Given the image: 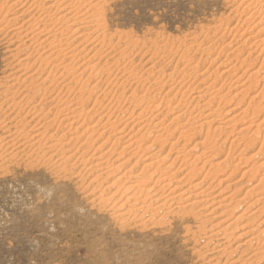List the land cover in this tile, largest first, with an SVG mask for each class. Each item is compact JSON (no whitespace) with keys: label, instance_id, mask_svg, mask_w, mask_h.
<instances>
[{"label":"rangeland","instance_id":"obj_1","mask_svg":"<svg viewBox=\"0 0 264 264\" xmlns=\"http://www.w3.org/2000/svg\"><path fill=\"white\" fill-rule=\"evenodd\" d=\"M233 1L234 0H92V1L86 0L85 4H87L88 2V3H92V5H96L95 8L96 10L95 9L91 10L92 13L90 11V15L95 14L94 15L95 18L93 23H91L89 27L84 29L81 26L82 31L79 34H77V36H81L80 37L81 42H79V44L73 42L74 45L73 47L75 48V54H74L75 58H73V61L71 63L74 64L72 68L74 71L70 72L71 71L70 70L69 74L65 75L64 73V76L60 75V73L58 74L52 73L50 69L51 67H47L43 73L41 69H43L44 66L38 68L37 66L38 64L36 63L38 62L39 59L38 56L39 57L41 56L43 59H47V60L50 59L48 57L49 53L41 55L43 51L49 48L48 44L46 43L42 44V46L45 47L44 50L38 49L37 52H34L38 48L37 45L41 44L42 41L41 37L38 38L39 40L35 39L36 42H34L32 46L29 43L28 44L25 43L24 46L23 44L21 45L22 43L21 41L23 40L16 38L12 34L0 35V84H1L0 87L4 86L3 83L7 81V78H9V76L16 78V77H20L21 71L24 70L25 72H27L26 77H24L25 75L21 74L22 77L19 80V84H15L16 86L14 88V91L15 90H17V92L19 91L18 92L19 96H17L19 99L17 98V100L22 101V103L23 102L25 103V104L23 103L21 107V110H23V112H20L17 115H15L16 113L15 111L12 112L11 110H7L5 112L6 114H4L6 115L5 117L3 113L0 114L1 116L0 120H3L2 124L0 125V145L3 143L2 145L4 147L2 148V145L0 146L1 147L0 148V264H216L218 262L217 259L220 260L219 264H223L224 262L226 264H231L238 257L242 258L243 260H240L237 264H249L250 262H252V264H264V245L261 246V243L264 241V233L259 234L258 231L264 229V222L258 227L259 223L262 220H264V213H262V215L258 213L252 214L251 217L253 216L254 219L246 215L243 218V220L241 221L239 220L237 221V223L234 220L235 215L239 216V214H241V210H243L244 207H246L250 203L255 204L251 206L252 208H249L250 210L249 212L254 213L255 210L261 207L262 203L264 202V201L258 202L259 204L255 203L257 197H262V196L264 197L263 181L258 185V188L256 190H253L254 192L251 191L253 186L259 183L258 181L261 177L264 179V167L260 169L256 168L258 172L256 173L254 172L253 176L250 175L251 173H248L247 176L245 177L241 176V174L244 173L246 170H249L253 164V161L247 162L246 159L250 155H253L257 151H259L258 149L260 148L259 145L262 144V141L264 140L262 139L264 137V63H263L264 54H260L255 59H253L254 58L253 57L252 59L248 60L247 63H249L250 66L246 65L248 67V68L246 67L248 71L246 70L247 72V73L245 72L246 78L243 80H246L248 78V72L251 73L257 71L259 70V68H262L263 66V68L259 72V77L257 78V82L255 81L254 82L255 84L253 83L252 85L249 83L243 95H238L237 97L229 101L233 97L232 95L238 92L237 90H233L231 88L228 101L222 102V105L224 104V106H220V110H222L224 113H226L227 111L229 112V110L230 111L233 110V112H229L228 116H224L223 114L221 118L218 117V119H216L217 117H215V115L210 116L209 118H203L202 116L199 118V120H195L190 123L187 122L186 120L188 116L187 114L188 112L190 113L192 111V109L189 108H193V109L194 107L197 108L200 104L204 105L207 101V98L203 96L204 95L203 93L199 94V96L204 99V100L202 99V101L201 99L200 100L198 99L197 97L198 94H194L192 96L197 95L196 96L197 99L193 102V104L189 105L188 103L187 104L185 103L184 104L185 106L182 105V111L185 112V115L183 118L181 117L180 120L174 119L175 114L173 113H172L173 117H171L172 116L171 112L166 113V111H164L162 112V114L159 115L160 118L157 119V122L161 121L160 123H162V126L164 125L163 128L166 129V130L161 129L160 132L158 131L159 133L157 134L159 136L158 135L157 136L161 138V139L158 138L159 141L156 139L153 140L156 133L155 129L154 130L149 129L147 131V134H144V137L142 139L143 141L142 143L144 144V139L149 138L147 139L148 143L145 142L149 146L151 145L153 140L154 142L152 145L154 146V148L156 147V150L159 148L158 149L159 151L157 150L158 152H160L161 154L163 153L162 155L166 154L170 156L169 158L170 162L168 161L167 163L172 164V166L174 167L172 168L173 169L172 173H176V175H178L181 172H184L182 168L185 167H183L182 165L188 166L190 164H193L192 161H194L195 157H197L201 152H203L205 148L208 149L209 147L212 146L213 148L205 150L207 152V155L209 157L211 156L210 157L211 159L208 158L207 160L208 161L212 160L211 161L212 163L209 164L210 162H208L205 165V167H202V161L197 162L196 166L200 172H198L197 177L193 181L190 180V182H192V184H195L196 181L198 183L203 182V188L204 187L206 188V186L209 184H212L214 186L217 184L219 180L223 179V174L227 175V173H229L231 170L234 169L232 172L233 174L232 173L230 174L232 178H230L229 182L227 183H231V182L234 183L236 181H239V179L241 178L239 184L237 185L238 190L236 189L238 192L233 189L224 190L223 186H220V187H215L217 189H215L214 195L217 194L216 196H218V198L224 197V195L225 196L229 195L232 197L234 201H238L239 199L240 200L244 199V203L240 205V207H237L235 209L236 212L232 213L231 211H229V213L227 212L225 216L224 214L223 216L218 215L221 213L220 212L221 209L217 210L211 215H208L206 211L196 213V210H191L192 211L191 212L189 211V208L187 209V212L184 213L182 211L177 212L175 204L172 205L170 210L171 212L170 211L168 212L167 209L164 211L159 210L155 214V216L154 214L150 216V214L148 212L146 213L145 211L144 212L141 211L137 215H134L132 213L131 214L127 213L130 207H128V205L125 204L126 194L123 193L124 192L123 190L127 186L129 187V185L131 187V184L132 185L136 184V182H138L139 179H141V182L139 183H146V180L149 181L147 182V185H150V182L152 183V181L154 180V178L151 180L145 177H148L149 172L151 171L154 172L153 169L155 166L145 171L144 172L145 174L143 173V176L139 175V172L141 171L140 168L144 164L143 158H141L140 161H138V165L136 167H133L131 173L127 174L126 177L123 176V174L133 165V163L135 162L134 160L136 159L138 160L139 155L138 157L133 156V159H131L132 162L130 161L131 164L121 167L120 169L116 170L117 172L116 171L114 172L113 170H110L111 168H109L108 169L109 171L107 173H103L101 177L93 181L94 183L92 182L90 184L89 181L91 180V178L93 179L95 177V174H88L89 177H87L83 182V179H81L78 175L76 176L77 171L83 170L81 167H79L76 170V172L74 171L73 173L68 172L67 170L62 172V170H60V168H58L57 166L58 165L57 159L53 151L50 153L51 155L49 153L44 155L42 154L43 151L41 152V150H38L36 146H32L29 143L26 144L25 142L23 143V141H21L22 139L15 138V136H13L12 138L10 137V135L12 134L11 130L13 129L12 124L10 125L11 117L12 119L13 118L15 119L14 122H17V120L19 121L20 119L19 117H21V120H23L24 123H27L30 120V118L33 117V115H35V113L34 114L32 112L29 113L28 108L31 107L34 103L35 104L38 103L40 99V97L32 98L33 96L30 97V95L29 96L26 95L27 92H25L26 89L24 88L28 85L29 82L26 83L22 82V80H24L25 78L32 80L37 85L38 84L43 85L44 83L43 81L46 80L45 78L48 77V74H50L51 72L55 76L54 77L55 81L57 83L58 82L60 83V84L59 83L56 84L55 82L54 85L52 86V90H54L52 97L53 98H56L58 96L61 97L62 91L60 90V88L62 87V85H65L63 83L68 81L66 78L68 77L69 79L70 76L72 75L71 73H75L76 76H82L81 73H83L84 68H86V63L90 60L92 61L95 60L94 62L97 65V71L98 69L101 68L100 71H98L97 78L95 79L97 80V83L96 81L94 82L89 81L88 79L89 77L91 78V76L88 74H84L82 76L83 79H81L79 82L81 85L83 80L84 85L82 84V86H80L78 84V86L76 87V88L78 87L84 88L85 86L86 88V86L90 85V87L89 86L88 87L91 88L92 84L98 85L95 93H92L91 95L92 98L90 99L91 101L89 102V104H87L86 108L91 109L92 107L91 105L93 104V101L94 100L98 101L97 99H99V102L103 106L106 105L107 102L110 101L112 94L114 95V96L112 95L113 99L114 98L121 99V101L120 99L118 100V103L120 101V104L121 103L122 104L120 105L117 103L118 104L117 107L123 106L122 108H126L127 107L126 105H128V103H130L131 101L130 98L133 97L132 93L134 92V88H133L134 86L133 83L131 84V82L134 78L138 77L136 73L139 74V77L140 75H145V74L148 75L151 73L149 71L151 68L150 66L153 65L155 68L154 73H156L159 70L160 71L165 70V73L166 71L169 73L170 70L171 72H173L175 69L179 71L181 70L180 67L183 62V58L184 60L193 59V55H194L193 60H195L196 58L194 63L195 62L198 63L199 57L202 56V59L204 60L206 56L200 54L201 53L200 51L199 52L193 51L194 53L193 52L184 53L185 51H187V47L189 48L191 46L193 47L197 46L196 48H198L199 45L200 48L202 47L201 49H204V46L208 47V44L206 43L210 37L214 39L220 36L219 33H217L218 35L215 34L214 37V34L212 35L213 32L211 31H213L215 27H218L224 22L228 21L231 27L233 26L235 27L236 24L242 25L243 23L242 20H244L245 15L242 14L243 19L241 16L239 21L238 18H233L234 17L233 10H236L238 8L241 9L245 8V5H243L242 7V4L241 3L239 4L241 0H235L234 2ZM82 5H84V3ZM88 7L89 6L87 4V7L85 5L82 7V9L80 8L81 9L80 14H83ZM241 9L240 11L238 9L239 13L242 11ZM8 13H11L10 10ZM17 15L20 16L19 13H17ZM27 19L28 18L25 17L24 19H21L20 22L21 23L22 21L25 22L27 21ZM95 20H97L98 23H95ZM237 21L238 23H236ZM257 21L250 22L251 29L252 26L257 23ZM96 25L99 26L97 27ZM94 27L97 28L95 29ZM257 30L258 28H255L253 30L254 33ZM262 37H264V34H262ZM27 39L28 38L26 37L24 40ZM72 39H70V41H72ZM227 39L228 38L224 39V41L226 40L225 41L226 43L229 42V40ZM225 42H221V44L225 46L226 45ZM26 45H30V46H26ZM76 45H78L79 47ZM33 46L34 48H32ZM247 47H244V49L246 50ZM176 51L179 52L177 53ZM179 53H182L181 56ZM214 54L215 55L211 56V59H214L218 53H214ZM94 55L96 57H94ZM186 56L188 57L186 58ZM220 57L222 61L225 59L224 58L225 55H221ZM116 58H118V60H115ZM165 58L168 59L166 60ZM170 58L172 59L170 60ZM53 64L51 66H53ZM57 64L59 63L57 62ZM117 64H119L120 67H118ZM175 64L178 66V68L175 66ZM216 65L217 64L211 66L212 67L211 69L213 70V68H215ZM157 66L158 67L160 66L161 68L159 69ZM173 66H175L176 68ZM25 67L27 68L25 69ZM172 67L174 68V70ZM117 69L120 71H118ZM242 69L243 68L240 69V71L238 72L239 74L237 73V75H240L242 73L243 71ZM104 70H106L108 73ZM146 70H148L150 73L147 72ZM48 71L50 72L48 73ZM129 71H131L130 74ZM105 72L107 74L109 73L111 74H109L108 76ZM31 73L32 75H30ZM133 73L135 74L133 75ZM121 74L122 76H120ZM128 74L129 77L126 78ZM151 75L153 74H150L148 76L150 77ZM29 77L30 78L33 77V78L30 79ZM62 78L66 80L64 81L62 80ZM85 80H88L89 83L88 81L86 82ZM108 80L109 81L112 80V82L111 81L109 82ZM113 80L117 84V87L119 88L120 91L118 90V88H116V86H114L116 84H113ZM121 81L123 84H126L127 86L122 85ZM126 81L129 82L126 83ZM20 82L23 84H21ZM146 85L145 87L148 88L147 87L148 85L147 86ZM47 86L48 84L46 82L44 84V88ZM54 86H56L55 89H53ZM119 86L126 88L127 91H125L126 89L124 90ZM216 87L218 88L219 84L215 86L214 89H216ZM204 88L205 85H203V87L201 86L200 90ZM121 91H123L124 93H121ZM259 92H260L259 94L260 96L257 95ZM128 93L131 95L129 96ZM165 93L166 91L162 92L159 95L160 97L158 96L159 100L158 97L157 99L154 100L155 105L160 103L161 98L162 100L164 98V101L166 100V102L168 98L172 99L171 96L168 97L165 95ZM163 94L164 96L162 97ZM123 95L127 98H125ZM255 95L257 96V98H255V101H252L251 98ZM136 96L140 97V95H136ZM3 98L4 96L1 94L0 91V101H3L5 99ZM197 100L199 101V103ZM188 102H190V100H188ZM195 102H197L199 105ZM172 103L174 107L178 105L177 100L171 102L170 104ZM175 103L177 105H175ZM194 103L197 105H195ZM193 105L194 107H191ZM216 106L217 104L215 103L214 106L215 109ZM49 108H51V106L46 107L44 113ZM187 108H188V112H186ZM196 108L194 109L195 112L193 111L194 113L199 112L197 111V109L200 111L201 109L205 110L202 105L199 106V108L197 109ZM243 110L244 112H246V114L243 112ZM25 113L30 114L29 115L30 117L28 115H25ZM36 114H37V110H36ZM97 115L99 116V114ZM97 115H96V119L98 118ZM24 116H26L27 119ZM40 116L41 115L39 114V117ZM230 116L236 117L233 128H227L224 125L225 119L230 118ZM165 117L167 120L164 119ZM251 117H254V119ZM172 118L173 120H171ZM109 119L111 122L114 121L112 115L111 116L109 115ZM184 119L186 121L185 124H184ZM210 120L211 121L214 120L213 123ZM251 120L253 121V123L255 121L256 125L262 122L260 134L258 135H251V133L249 134V137L255 139V140L253 139V141H255L256 147L253 146L252 148L254 149L252 151L246 152L247 154L246 153L242 154L241 152L244 151V149L247 150L250 148L251 145L248 144L250 142L243 144V142L241 141L240 143L235 142V144L234 143L232 144L231 143L233 140L232 138L234 137V135H236L237 131L241 129V126H245L246 124L245 122H247V124L252 123ZM4 121L5 122L9 121L8 123L7 122L5 123V126L10 125L8 126L11 127L10 131L4 128ZM179 121H181V123H179ZM104 122L105 119H103V123ZM171 122L174 124H172ZM200 122L203 125V127H200L201 125L199 126ZM175 123H177V125ZM34 124H36V122L31 121L29 126L25 130V132H28L30 134V136L32 135V132L29 129ZM184 125L187 128L189 127L187 131L193 129L190 130L191 131L190 134H188L189 131L186 133L187 136L186 134L183 135L185 141L186 139L189 140V143L185 145H183L185 142L183 141L184 139H182V136H180L181 137L180 139L178 138L180 135L178 129L183 127ZM208 125H211L210 128L212 130L216 128L218 129L221 128L220 129L221 131H218L215 137L212 136V134H210L209 132L210 136L212 137H210L211 139L208 138V141H205L204 139L207 133L205 131H207ZM167 127H171L169 128V131ZM125 130H126L125 132H127L128 128H125ZM231 130L234 131L232 132ZM254 130L255 128H253L252 131ZM149 131L152 134L149 133ZM54 133H55L54 130H52L50 134H54ZM148 133L149 136L147 137L146 135H148ZM141 134H143V132ZM150 135H152L153 138ZM226 136L229 138L228 140H226L227 139ZM82 137L80 138L81 141L79 140L77 142L76 145L77 147H79L81 143L85 140L84 137L83 139ZM247 137L248 136H246V138ZM164 138L166 139V141L169 140L170 142H176V138L178 139L179 141L178 144L171 147L173 148V151L168 152L170 151L169 149H171L170 148L171 145L169 146V144L171 143L163 142L165 140ZM12 139H14V142L12 141ZM111 140L113 141V139ZM5 142H9V143L6 144ZM159 144H161L162 146H160ZM200 144L203 145L204 148H202L203 146L201 147ZM7 145H9V147ZM94 145H98V143L93 144V146ZM121 145L122 144H119L116 147L114 151V155H112V157L109 158L110 159L109 165H111L112 163L111 165L112 167L119 165V163H121L120 161H123L125 155H123V157L121 156L122 158L121 157L119 159L117 158V152L120 151ZM110 146H111V142L107 143L103 147L104 151ZM219 146L220 147L224 146L223 150H225V152H223L222 155L219 154V157H217L219 153V149H218ZM5 147L8 148L6 149ZM176 150L179 153H177ZM183 152L184 154L181 155H184L182 157L185 160L180 159L183 162H181L180 160L179 161L175 160V156L176 157L180 156L179 154ZM52 153H54V156H52L53 155ZM90 153L92 152L90 151L87 152L85 156L89 155ZM43 155L45 157H43ZM49 155L52 157H50ZM261 155L262 156L260 157V159H263L264 151H262ZM224 157L225 158L228 157V159H230V166L221 169L224 172H218L216 174L215 172H213L214 170L210 168L211 165L216 162V160L213 159L216 158L223 159ZM77 165L80 166V164L78 163ZM164 165L161 166V170L165 167ZM235 165L238 167L237 170H235L236 169ZM177 167H179L182 171H179V168ZM82 172H84V170ZM206 172H209L207 175L210 177V181L208 179L209 178L208 176H206L205 179L204 174L206 175ZM211 172L213 173L211 174ZM133 175H135V177ZM181 175L182 174H180L179 176ZM116 178H120V183L118 184L114 183L115 186L111 188H107L106 186H109L112 182L116 181ZM203 179L205 180L208 179L207 180L208 183ZM120 184L121 186L119 188V191H117L119 187L117 185ZM95 186L98 188H94ZM246 191L247 192L251 191L252 195L246 194L247 193ZM114 192L115 194L113 196ZM101 193L103 196H101ZM165 193L167 194L169 193V191H166ZM121 194L123 195L121 196ZM102 198H104L105 200L106 198L109 199L107 201H104V199L102 200ZM121 203L123 204L122 205L123 208H121ZM117 206H119L121 211H119V209H116ZM122 212H126V213H123L122 216L120 215ZM216 217H220V218H216ZM221 217L223 218L226 217L227 218L226 222L233 223V225L235 224L241 225L242 223H247L249 220L248 218H250L248 224L251 225V227H253L252 225L255 224L254 227L257 229L255 230V233L259 234L258 239L261 240L256 241L250 248L239 247L237 248V250H236L237 245H239L243 241V239L233 240L229 243L230 244L229 251L233 250L232 252H234L235 250L232 256H229L227 258L224 257L222 259V255H217V256L214 255L215 253L214 251L216 248L215 246L216 241L210 240L211 241L210 242L208 240L209 238H207V235L210 233L211 225L216 223L218 219H221ZM240 229L241 228H237L236 230H234L233 231L234 235L240 233L241 231ZM257 242H260V244H258ZM257 247L258 248L260 247L259 249L262 248V250H259L260 251L259 257L262 258L257 260L256 257H253L250 261L249 260L244 261L245 259H247V257L251 256L253 252L255 254V249ZM211 252L213 253L212 255Z\"/></svg>","mask_w":264,"mask_h":264},{"label":"bare ground","instance_id":"obj_2","mask_svg":"<svg viewBox=\"0 0 264 264\" xmlns=\"http://www.w3.org/2000/svg\"><path fill=\"white\" fill-rule=\"evenodd\" d=\"M83 3H84V5H82ZM85 3H86V0H0V35L1 34H4V35L5 34H12L16 38L23 40V41H21L22 42L21 45L22 44L24 45L25 43H27V44L29 43L31 46L34 42H36V40H39L38 38L41 37L42 38L41 44L37 45L38 48L34 52H37L38 49L44 50L45 47H43L42 44L46 43V44H48L49 48H47L48 50L46 49L45 51H43L41 55L49 53V56L48 55L47 56L50 59L47 60V59H43L41 56L40 57L38 56L39 59H38V62H36L38 64L37 65L38 68H40L41 66H44V68L41 69L42 73H43L47 67H51L50 69H51L52 73H56V74L60 73V75L64 76V73L66 75V74H69L70 70H71L70 72L74 71L72 69L74 64L71 63L73 61V58H75V55H74L75 54V48L73 47L74 46L73 42H76V44H79V42H81V40H80L81 36H77V34H79L82 31V27L84 29L89 27V25H91V23H93L94 18H95V16H94L95 14L90 15V11L96 8V5H92V3L87 2L89 7L87 8V10L84 11L83 14H80V10L82 9V7L85 5L87 7V4H85ZM240 3L242 4V7H243V5H245V8H242V9L238 8L239 11H240V9L242 10L240 13L238 12V9L233 10V13H234L233 18H238V20L240 21L241 16L243 19L242 14H244L245 18H244V20H242L243 23H242V25L240 24L241 26L239 24H236L237 27H236V25H235V27L234 26L231 27L230 23L228 21L224 22V23L221 22L222 23L221 25H219L218 27H215L214 30L211 31V32H213L212 35L214 34V37H215V34L218 35L217 33H219L220 36L218 38H214L215 40L212 37H210L208 40L206 39L207 40L206 44H208V47L206 46L207 48L204 46V49H201L202 47L200 48V45L198 46V48H196L197 46L196 47L191 46L189 48L187 47V51L184 52V53H187V52L192 53L193 51H195V52L200 51L201 52L200 54L206 56V58H204V60L202 59V56L200 55L201 57H199L198 63L197 62L194 63L196 58H195V60H193L194 59V55H193V59L184 60V58H183V62L181 64L182 68L180 67L181 70H179V71L176 69L174 70L173 67L176 66L178 68V66L175 64V66L172 67L174 70L173 72H171V70H170L169 73L167 71L165 73V70H161V71L159 70L156 73H154L155 68L153 65V66H150L151 67L150 70L148 68V70L151 73L148 70H146L150 74H153L150 77L148 76L150 74L140 75V77H139V74L136 73V75H138V77L134 78L131 82V84L133 83V86H134L133 87L134 92L132 93L133 97L130 98L131 101L129 100L130 101V103H128L129 106L126 105L127 106L126 108H122L123 106L117 107L118 104H120L121 99L119 98L120 101L118 103L119 99L118 98L113 99L112 98L114 96L113 94H112L113 96L111 95L110 101L107 102L106 105L103 106L99 102V99H97L98 101L94 100L93 104L91 103L92 104L91 109L86 108L87 104H89V102L91 101L90 99L92 98V96H91L92 93H95V91L98 87V85L94 83L95 85L92 84L91 88H89L90 85H88V83H89V81H91V82L96 81V83H97V80H95V79L97 78L98 71H100V69H101L100 68L97 71V65L94 62L95 61L94 60L95 58H94L93 59L94 61L90 60L86 63V68H84L82 66L84 68V70L82 69L83 73H81V75L83 76L84 74H88L91 76V78L89 77V79H88L89 81L85 80L86 82L88 81L87 85L89 87L86 86V88H85V86H84L85 89L82 87L76 88L78 86V84L80 85L79 82L81 79H83V77L82 76H76L75 73H71L72 75L70 76V78L69 79H68V77L66 78L69 82L66 81L65 83H63L65 85H62V87L60 88V90L62 91L61 97L60 96L56 97V95H55L56 98L52 97V94L54 91V90H52V86L54 85V83L56 81L54 79L55 76L50 71H48V73L50 72V74H48V77L45 78L46 80L43 81L44 82L43 85H39V84L37 85L36 83H34L32 80H29L28 78H25L24 80H22V82H24V83L29 82L28 85L24 88V89H26L25 92H27L26 95H28V96L30 95V97L33 96L32 98L40 97L38 103H36V104L34 103L31 107L28 108L29 113L30 112H32L33 114L35 113V115H33V117L30 118L31 121L36 122V124H34L29 129L32 132V135L30 136V134L28 132H25V130L27 129V127L29 126L31 121L29 120L27 123H24V121L21 120V117H19L20 118L19 121L17 120L18 123L14 122L15 119L14 118L12 119V117H11L10 125L12 124V127H13L12 130H11V127H8L10 125L5 126V123L7 121L6 122L4 121V128L7 129L8 131H10V130L12 131V134L10 135L11 138L13 136H15V138L22 139L21 141H23V143L25 142L26 144L29 143L32 146H36L38 150H41V152L43 151L42 154H44V155L47 153L50 154L53 151L55 153V156L57 159V163H58L57 166H58V168H60V170H62V172L67 170L68 172L73 173L74 171L76 172V170L79 167H81L84 170V172H82L83 170L82 171L79 170L76 172V176L78 175L81 179H83V182L85 181V179L87 177H89L88 174H95V177L93 176L95 179L91 178V180L89 181L90 184L94 180H96L97 178L101 177L103 175V173H107L109 171L108 170L109 168H111L110 170H113L115 172L116 170L120 169L121 167H123L125 165H128V164L130 165L132 162L131 159H133V156L138 157V155H139V158H138V160L136 159L137 161L134 160L135 162L133 161L134 163L131 166L132 168L130 167L123 174V176H125V177L127 174L131 173V171L133 170V167H136L138 165V161H140L141 158H143L144 164L140 168L141 171L139 172V175L143 176V173L145 171H147L151 167L153 168L155 166L153 169L154 172H152V171H151L152 173L149 172L148 177H145V178H148L151 180L154 178L152 183L150 182V185H147V182H149L147 180H146V183H139V182H141V179H139V181L136 182L138 180L137 179L136 181H134V182H136V184H133V185L131 184V187L129 185V187L127 186L123 190L124 191L123 193L126 194L125 204H127L128 207H130V209H129V211H127V213H130V214L132 213L134 215H137V214H139V212L145 211L146 213L148 212L150 214V216L153 214L155 216V214L159 210L164 211L167 209L169 212L171 210V207L173 204L176 205L177 212L182 211L183 213L187 212L188 208H189V211L196 210V213L206 211V213H208V215H211L212 213H214L220 209H221L220 210L221 213L218 214L220 216H223V214L225 216L227 214V212L229 213V211H231L232 213L236 212L235 209L237 207H240V205H242L244 203V199L243 200L239 199L238 201H234L232 199V197L229 195L228 196L224 195V197H219V198H218V196H216L217 194L214 195L215 189H217L215 187L223 186L224 190H230V189H233L235 191L238 190L237 185L239 184V181L241 178L239 179V181H236L234 183H232V182L227 183V182H229V179L232 178V176L230 174L233 172L234 169L231 170L229 173H227V175L223 174V179L219 180L217 182V184L214 186L212 184H209L206 186V188L205 187L203 188V182L198 183L196 181L195 184H192V182H190V180L193 181L197 177V175H198L197 173L200 172L196 166L197 162L202 161V167H205V165L208 162H210L209 164L212 163L211 162L212 160H209V161L207 160L211 156L209 157L207 155V152L205 151V150L213 148L212 146L209 147L208 149L205 148V150H203V152H201L197 157H195L194 161H192L193 164L189 163L190 165H188V166L182 165L183 167H185V168H182L184 170V172L179 173L177 171L179 174L176 175V173H172V170H173L172 168H174L172 166V164L167 163L169 161L170 156L166 155L165 153H164L165 155H162L163 153L161 154L160 152H158L159 148L157 149L158 150L157 151L156 147L154 148V146L152 144L154 142L153 140L156 139L159 141V139H161L160 137H158L159 135L157 133H159L161 129L166 130L165 128H163L164 125L162 126V123H160L161 121L157 122V119L160 118L159 115L162 114V112H164V111H166V113L171 112V114L172 113L175 114L174 119L180 120V118L181 117L183 118L185 115V112L182 111V105H184L185 103L186 104L188 103L189 105L193 104V102L197 99V97L199 100L201 99V101H202L203 98L200 97L199 94L203 93L204 95L203 94L202 95L207 98L206 103L204 105L203 104L199 105L198 100H197L198 103L197 102H195V103H197L199 106L202 105L205 110L201 109V111H200L197 109V108H199V106L196 108V107H194V105L191 107H194V109L196 108L197 111H199L198 113L197 112L194 113L195 111L193 108H189V109H192V111L190 113L188 112V108H187V110L185 109L186 112H188V114H187L188 116L186 119L187 122L190 123L192 121L199 120V118L202 116H203V118H209L210 116L215 115V117H217L216 119H218V117L221 118V116L223 114H224V116H228L229 112H233V110L232 111L229 110V112L227 111L226 113H224L222 110H220V106H224V104L222 105V102L228 101V97L230 96L229 93H230L231 88L233 90H237L238 92H236L234 95H232L233 97L229 101H231L232 99H234L238 95H243V93L245 92V89L248 87L249 83L252 85L255 81L257 82V78L259 77V72L263 68V66H262V68H259V70L256 69L257 71H254L251 73L248 72V78L246 80H243V79L246 78V75H245L246 70L248 71V69H246V67H247L246 65H249V63H247L248 60L252 59L253 57H254L253 59H255L260 54H264V37H262V34H264V2H263V0H241V2H239V4ZM9 10L11 13H8ZM97 10H98V8H97ZM3 12H4V14H3ZM17 13H19L20 16H18ZM91 13H92V11H91ZM25 17L28 18L27 21L24 20L25 22L22 21V23H21L20 20L24 19ZM233 18H232V20H233ZM254 21H257V23L256 24L253 23L254 25L252 26V29H251L250 22H254ZM95 23H98L97 20H95ZM236 23H238V21ZM238 25H239V27H238ZM94 26H95V24H94ZM255 28H258V30L254 33L253 30ZM80 35H83V34H80ZM88 36H89V34H88ZM26 37L28 39L24 40ZM226 38H228L227 40H229L228 43L225 42L226 40L224 41V39H226ZM70 39H72V41H70ZM221 42H225L226 45L223 46L221 44ZM80 44H82V43H80ZM30 45H26V46H30ZM76 46H78V45H76ZM117 46H119V45H117ZM220 46H221V48H220ZM244 47H247V49L245 50ZM32 48H34V46ZM182 53H179L180 56ZM214 53H218V54L214 59H211V56L215 55ZM95 54H97V53H95ZM98 55H100V54H98ZM221 55H225V57H224L225 59L223 61L220 57ZM30 56H31V54H30ZM125 56H127V55H125ZM172 56H173V54H172ZM94 57H96V56L94 55ZM187 57L188 56H186V58ZM98 59H99V57H98ZM100 59H101V57H100ZM165 59L167 60L168 58H165ZM171 59L172 58H170V60ZM180 59H181V57H180ZM115 60H118V58H116ZM166 60H164V61H166ZM57 62L59 64H57ZM53 63H55V64H53ZM73 63H75V62H73ZM250 63H251V61H250ZM52 64H53V66H51ZM214 64H217V65L212 70L211 66H213ZM117 65H118V67H120L119 64H117ZM178 65H179V63H178ZM155 66H156V64H155ZM128 67H130V66H128ZM26 68L27 67H25V69ZM158 68L160 69L161 67L159 66ZM241 68H243L242 73L240 75H237V73L240 71ZM104 71H106V70H104ZM118 71H120V70H118ZM130 72L131 71H129V74H130ZM26 73L27 72H25L23 70L20 73V77L15 78V77L9 76V78H7V81L5 83H3L4 86L0 87L1 94L5 98V99L3 98L4 99L3 101H0V114H2V113H3V115L6 114L5 112L7 110H11L12 112L15 111L16 112L15 115H17L20 112H23V110H21V107H22V104L24 102L22 103V101L17 100V98H18L17 96H19V93H18L19 91L18 92H17V90L14 91V88L16 86L15 84H19V80L22 77V75H25L24 77H26V75H27ZM121 73H123V72H121ZM100 74H102V73H100ZM109 74H111V73H109ZM109 74H107V75L109 76ZM129 74H128V76H126V78L129 77ZM134 74L135 73H133V75ZM30 75H32V73ZM120 76H122V74ZM32 78L33 77H31L30 79H32ZM64 78H62V80H64ZM101 78H100V80H101ZM122 79H124V78H122ZM98 80H99V78H98ZM129 80H130V78H129ZM110 81L112 82V80H110ZM46 82H47L48 86L44 88V84ZM83 82L84 81L82 80V84H83ZM128 82L129 81H126V83H128ZM58 83L56 82V84H58ZM121 83H122V81H121ZM21 84H23V83H21ZM82 84L80 86H82ZM113 84H116L114 82V80H113ZM218 84H219V87L218 88L216 87V89H214L215 86H217ZM122 85H126V84L122 83ZM145 85L148 88H146ZM203 85H205V88L200 90L201 86L203 87ZM114 86H116V88H118L117 84ZM119 87H121V86H119ZM55 88H56V86L53 87V89H55ZM121 88H123V87H121ZM123 89L125 90L126 88H123ZM118 90H119V88H118ZM202 90L203 91L205 90V91L203 92ZM125 91H127V89ZM164 91H166L165 95L168 97L171 96L172 99L168 98V99H170V100H168L167 98H165V99H167V102H166V100L164 101V98H163V100L161 98L160 103L158 102L159 104L155 105L154 100L157 99V97ZM103 93H105V92H103ZM121 93H124V92L121 91ZM107 94H109V93H107ZM128 94H127V96H128ZM135 94L140 95V97L136 96ZM194 94H198V96L197 95H196L197 97L192 96ZM259 94H260V92L257 95H259ZM57 95H59V94H57ZM117 95H120V94H117ZM117 95H116V97H117ZM130 95L131 94H129V96ZM163 96H164V94L162 95V97ZM96 97H98V96H96ZM159 97H158V100H159ZM125 98H127V97H125ZM255 98H257L256 95L253 96L251 98V100L255 101ZM176 100L178 102V105L175 103V105H177V106L174 107L173 103L172 104H170V103L173 101H176ZM188 100H190V102H188ZM215 103L217 104L216 109L214 107ZM250 103H253V102H250ZM197 104H195V105H197ZM49 106H51V108H49L44 113V111L46 110L45 108L49 107ZM36 110H37V114H36ZM28 111H27V113H28ZM136 111H138V112H136ZM243 112H244V110H243ZM38 113L41 115L40 117H39ZM244 113L246 114V112H244ZM92 114H93V116H92ZM97 114H99V116ZM173 114L171 117H173ZM252 114H254V113H252ZM10 115H8V116H10ZM25 115L29 116L30 114L25 113ZM96 115L98 117L97 119H96ZM109 115L110 116L112 115V117L114 118V121H112V122L110 121ZM5 116L6 115H4V117ZM20 116H22V115H20ZM163 116H165V115H163ZM24 117L26 118V116H24ZM254 117H251V118L254 119ZM103 119H105L104 123H103ZM164 119H166V117ZM211 119H212V117H211ZM171 120H173V118ZM235 120H236L235 116L234 117L230 116V118L225 119L224 125L227 128H233ZM249 120H250V118H249ZM0 121H1V123H0V125H1L3 120H0ZM213 121H211V122L213 123ZM247 122H248V120H247ZM247 122H245L246 127L241 126V129H239L237 131L236 135H234V137L232 138L233 140L231 142L232 144L233 143L235 144V142L240 143L241 141L243 142V144L250 142V143H248L249 145H251L250 148L247 150L244 149V151H242V152L240 151L242 154L249 152V151H252L254 149L252 147L256 145L255 141H253L254 138L249 137V134L251 133V135H258V134H260V130H261V123L262 122L258 123L257 125L255 124L256 123L255 121H254V123L252 121V123H249V124H247ZM179 123H181V121H179ZM185 123H186V121L184 119V124ZM207 123H205V124H207ZM172 124H174V123H172ZM175 124L177 125V123H175ZM193 125H192V127H193ZM196 126H198V125H196ZM196 126H195V128H196ZM199 126L203 127L201 122H200ZM178 127H175V128H178ZM210 127H211V125H208V129H207V131H205V132H207L206 136L204 135L205 139L203 138L205 141H208V138H210L212 136L215 137L216 133L218 131H221L220 130L221 128L220 129L216 128V129L212 130ZM125 128H128L127 132H125L126 131ZM169 128H171V127H167L168 131H169ZM175 128H173V129H175ZM188 128L184 125L183 127L178 129V132L180 133L178 138L180 139L181 138L180 136H182V139H184L183 141L185 142L183 145L189 143V140L186 139V141H185V138H183L184 137L183 135L186 134L188 131H189L188 134H190V132H191L190 130H193V129H190L187 131ZM253 128H255L254 131H252ZM149 129H153V130L155 129L156 130L154 138L152 137V135H150L153 138L150 146L147 144L148 143L147 139H149V138L144 139V144L142 143L143 142L142 139L144 137V134H147V131ZM52 130H54V132H55L54 134H50ZM175 130H177V129H175ZM231 131L233 132L234 130H231ZM142 132H143V134H141ZM170 132H171V130H170ZM195 132H196V130H195ZM209 132H210V134H212V136H210ZM57 133H58V135H57ZM149 133H151V132L149 131ZM149 133H148V135H146L147 137L149 136ZM67 135H68V137H67ZM82 136L84 137L85 140L81 143L80 146L78 145L79 147H77L76 146L77 142L80 140V138ZM160 136H162V135H160ZM186 136H187V134H186ZM246 136H248V137L246 138ZM83 137H82V139H83ZM111 139H113V141ZM188 139H189V137H188ZM228 139L229 138L227 137L226 140H228ZM262 139H264V137ZM10 141H11V139H10ZM12 141L14 142V139H12ZM161 141H163V140H161ZM205 141H204V143H205ZM110 142H111V146L109 148L105 149V151H104L103 147L107 143H110ZM145 142H147V143H145ZM163 142L169 143L170 141L169 140L166 141V139H165ZM178 142L179 141L177 138H176V142H170L171 143V144H169V146L171 145L170 148L175 146L176 144H178ZM5 143L8 144L9 142H5ZM95 143L96 144L98 143V145L93 146V144H95ZM204 143H203V145H204ZM119 144H122V145L120 147V151H118L119 153L117 152V158L119 159L121 156L123 157V155H125L126 157L124 156L123 161H120L121 163H119V165L112 167L111 166L112 163H111V165H109V160H110L109 158L112 157V155H114V151ZM155 144H156V141H155ZM206 144H207V142H206ZM248 144H247V146H248ZM159 145L162 146L161 144H159ZM203 145H201V147ZM7 146L9 147V145H7ZM259 146H260V148L257 147L259 149V151H257L253 155H250L246 159L247 162L253 161V164L249 170H246L244 173L241 174L242 177L247 176L248 173H251L250 175L253 176L254 172L255 173L258 172L257 169L264 167V158L260 159V157L262 156L261 155L262 151H264V140L262 141V144H260ZM216 147H217V145H216ZM223 147L219 146V148H218L219 153H218L217 157H219V154L222 155V153L225 152V150H223ZM2 148H4L3 145H2ZM202 148H204V146ZM214 149H215V147H214ZM169 150L170 151H168V152H171V151H173V148H171ZM179 150H180V148H179ZM89 151L92 153L85 156L87 154V152H89ZM181 151H183V150H181ZM54 153H52L53 154L52 156H54ZM177 153H179V152L177 151ZM181 154H184V152L180 153L179 154L180 156H177V157L175 156V160L179 161L180 159H184L182 157L184 155H181ZM44 155H43V157H45ZM210 155H211V153H210ZM52 156H50V157H52ZM228 157H226V158L224 157L223 159L222 158L213 159V160H216V162L214 164H212L210 167L214 170L213 172H215L216 174L218 172H224L221 169H223L224 167L230 166V159H228ZM180 161L183 162L182 160H180ZM77 163L80 164V166H78ZM185 163H186V161H185ZM162 165H164L165 167L164 168L162 167L163 169L161 170ZM256 165H258V166H256ZM182 166H180V167H182ZM177 168H179V167H177ZM235 168H236L235 170H237L238 167L235 165ZM201 169H203V168H201ZM113 171H111V172H113ZM175 171H173V172H175ZM179 171H182V170L179 168ZM213 172H211V174ZM208 173L209 172H206V175L204 174L205 179H206V176H208L207 175ZM180 174H182V175L179 176ZM105 175H107V174H105ZM135 175H133V176L135 177ZM139 175H137V176H139ZM130 177H131V175H130ZM205 179H203V180L207 181L209 179V181H210V177L207 180H205ZM97 181H99V180H97ZM262 181L264 182V179L261 177L258 181L259 183L256 184L255 186H253L251 191L254 192L253 190H256L258 188V185ZM134 182H132V183H134ZM95 183H97V182H95ZM112 183H113V185H112ZM112 183L110 185L108 184L109 186H106V187L111 188V187L115 186L114 183H117V184L120 183V178H116V181H114ZM207 183H208V181H207ZM224 183H227V184H224ZM211 185H212V187H211ZM96 186L94 188H98ZM117 186H119L118 190H117V191H119L121 184L117 185ZM155 188H157V189H155ZM171 188H173V189H171ZM166 191H169V193L166 194L165 193ZM222 191H223V189H222ZM235 191H232V192H235ZM251 191H249V192L246 191L247 192L246 194L252 195ZM114 194H115V192L113 193V196H114ZM106 195H108V194H106ZM122 195L123 194H121V196ZM101 196H103L102 193H101ZM103 199L104 198H102V200ZM108 199L109 198H106V200L104 199V201H107ZM117 200H119V199H117ZM263 201H264L263 196L257 197V199L255 200V203L263 202ZM113 203H115V202H113ZM181 203H182V205H181ZM250 204L247 206L244 205L246 207H244V209L241 210V214H239V216L235 215L234 220L236 223L239 220L240 221L243 220V218L246 215L251 217V215L255 214V213H258L261 215H262V213H264L263 212L264 211V207H263L264 202L262 203L263 206L261 205V207L256 209L254 213L249 212L250 211L249 208H252L251 206L254 203L251 205ZM122 205L123 204L121 203V208H123ZM116 209H119V211H121L119 206H117ZM232 210H234V211H232ZM123 213H126V212H122L120 215L123 216ZM184 215H186V214H184ZM216 218H220V217H216ZM251 218L254 219L253 216ZM226 219H227L226 217L225 218L221 217V219H218V221L216 223L211 225L210 233L207 235V238H209L208 239L209 241L210 240L216 241V245H215L216 248L214 247L215 248L214 255H216V256L222 255V259L224 257L227 258L229 256H232V254H234L235 250H234V252H232L233 250L229 251V249H230L229 243L233 240L243 239V241L239 245H237L236 250L239 247L250 248L256 241L261 240V239H258V237H259L258 235L263 234L264 229L258 230L259 234H256L255 230H257V229L254 227L255 224L252 225L253 227H251V225L248 224L250 218H248L249 220L247 223H242L241 225H239V224L233 225V223H227ZM263 222H264V220H262L259 223L258 227ZM237 228H241L240 229L241 231L237 235H234L233 231L236 230ZM257 243L260 244V242H257ZM262 245H264V241L261 243V246ZM259 248L257 247L255 249V254L253 252L251 254V256L247 257V259H245L244 261H247V260L250 261L253 257H256L257 260L261 259L262 257H259V254H260L259 250H262V248L261 249H259ZM212 252H211V255L213 254ZM241 254H242V252H241ZM240 260H243V259L238 257L232 263L237 264ZM217 261H216L217 262L216 264H219L220 260L217 259ZM249 264H252V262H250Z\"/></svg>","mask_w":264,"mask_h":264}]
</instances>
